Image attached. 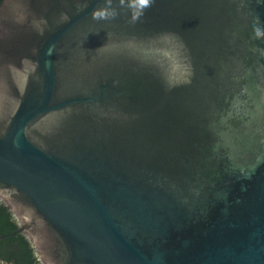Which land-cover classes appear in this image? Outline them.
<instances>
[{
    "label": "water",
    "instance_id": "water-1",
    "mask_svg": "<svg viewBox=\"0 0 264 264\" xmlns=\"http://www.w3.org/2000/svg\"><path fill=\"white\" fill-rule=\"evenodd\" d=\"M0 200L40 264H264V0H3Z\"/></svg>",
    "mask_w": 264,
    "mask_h": 264
},
{
    "label": "trees",
    "instance_id": "trees-1",
    "mask_svg": "<svg viewBox=\"0 0 264 264\" xmlns=\"http://www.w3.org/2000/svg\"><path fill=\"white\" fill-rule=\"evenodd\" d=\"M9 234L13 235L0 241V264H40L27 238L18 232L11 213L0 205V237Z\"/></svg>",
    "mask_w": 264,
    "mask_h": 264
},
{
    "label": "flooded vegetation",
    "instance_id": "flooded-vegetation-1",
    "mask_svg": "<svg viewBox=\"0 0 264 264\" xmlns=\"http://www.w3.org/2000/svg\"><path fill=\"white\" fill-rule=\"evenodd\" d=\"M0 205H2L4 208H6L7 209V211L9 212V213H11L9 210H8V208L5 206V204L3 203V201H1L0 200ZM12 215V214H11ZM13 217V216H12Z\"/></svg>",
    "mask_w": 264,
    "mask_h": 264
}]
</instances>
